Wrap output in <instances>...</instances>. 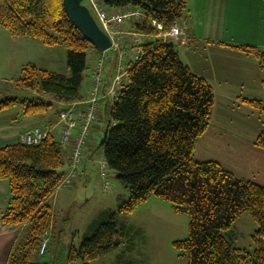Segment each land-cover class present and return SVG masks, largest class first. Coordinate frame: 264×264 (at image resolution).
Here are the masks:
<instances>
[{
	"label": "trees",
	"instance_id": "trees-1",
	"mask_svg": "<svg viewBox=\"0 0 264 264\" xmlns=\"http://www.w3.org/2000/svg\"><path fill=\"white\" fill-rule=\"evenodd\" d=\"M98 1L110 11L142 13L132 23L134 32L145 35L142 55L128 68V80L113 99L102 140L108 168L118 173L131 196L117 211L106 212L80 247H70L71 261L90 264L122 245L128 229L118 225V216L132 214L157 196L190 217L189 237L175 242L187 253L188 264H264V186L238 177L216 161L195 158L197 141L211 123L214 89L192 72L177 44L154 37L153 21L170 30L183 21L188 0ZM0 27L14 38L33 37L47 46L64 47L69 67L68 73H59L25 65L17 84L37 94L21 101L6 99L0 102V112L19 107L23 115H39L53 105L51 99L84 100L89 50L96 49L71 23L63 0H0ZM238 48L258 59L264 70V51ZM244 101L264 113V98ZM99 120L100 116L95 126ZM255 144L264 149V129ZM64 151L51 133L38 144L17 141L0 147V180H8L11 190L2 223L27 224L9 264H33L32 254L41 250L48 236L52 208L47 201L66 175ZM246 212L259 226L253 254L234 248L224 234Z\"/></svg>",
	"mask_w": 264,
	"mask_h": 264
},
{
	"label": "rangeland",
	"instance_id": "rangeland-1",
	"mask_svg": "<svg viewBox=\"0 0 264 264\" xmlns=\"http://www.w3.org/2000/svg\"><path fill=\"white\" fill-rule=\"evenodd\" d=\"M221 1L220 3L216 0H189V5L198 6V25L203 22L199 27L202 34L205 36L207 34L220 35L222 31L226 36L264 42V0ZM83 4L91 8L89 0H84ZM91 12L97 20L92 8ZM223 13L225 19H221L220 15ZM221 25L225 26L223 30H221ZM58 49L52 53V58L47 56V48L37 49V64L44 68L52 64L51 69L64 73L62 68L67 60V50L62 46ZM105 53L107 55L116 54L112 49L104 53L90 49L89 63L92 58L101 57ZM2 71H4L3 68L0 69V72ZM19 76L20 72L14 75L8 73L0 75V102L12 98H18L21 101L35 97V91L26 90L17 84ZM87 81L86 78L85 87ZM108 90L109 86L105 93ZM105 93L102 91L101 96L106 97ZM106 102L112 105L113 98L107 97L102 104ZM99 106L101 110V102ZM63 108L60 102L53 101L48 111L38 116L46 114V116L55 117ZM17 109L19 110V107L2 112L0 122H7L14 118L17 115L14 111H18ZM101 115L104 118V126L108 127L110 114L103 111ZM28 118L30 119V116ZM34 118L33 115L32 119ZM104 136V128L100 130L98 128L92 132L90 140L93 139L95 143L92 145L90 142L87 147L91 146L93 149L94 161L88 164L86 169L78 170V175L82 172L81 176L77 175V178L72 179L69 185H59L52 194L49 200L52 206V226L48 231V236L46 235L47 250L45 254L35 251L31 256V263L85 264L81 259L71 261L70 247L72 245L80 247L86 238L94 234L96 224L102 221V216L106 212L117 211L123 201L130 199V190L118 178V173L111 168L107 169L110 187L107 191L103 189L101 170ZM214 151L219 152L217 155H221L220 150ZM118 225H125L128 229L125 242L112 252L90 261V264H188L187 253L178 250L175 242L189 237L190 217L185 213L176 212L168 201L151 196L132 214H120ZM258 229L259 226L255 219L249 212H246L239 216L234 225L224 234L234 248L241 249L244 254L248 252L253 254L258 248L256 241Z\"/></svg>",
	"mask_w": 264,
	"mask_h": 264
},
{
	"label": "crops",
	"instance_id": "crops-1",
	"mask_svg": "<svg viewBox=\"0 0 264 264\" xmlns=\"http://www.w3.org/2000/svg\"><path fill=\"white\" fill-rule=\"evenodd\" d=\"M216 1L220 2L221 0ZM190 6L188 0L184 20L179 23V26L184 30L187 43L185 45L174 43L177 44L183 61L188 64L192 72L206 79L215 93L212 121L205 134L198 139L194 156L198 161H216L238 177L252 180L264 186V149L255 144L256 139L264 129V113L244 101V99L264 98V70L261 68L258 59L238 48L251 46L264 51V42L226 36L222 31L220 35L207 34L205 36L199 30L203 22L198 25V6H191V8ZM120 12L123 11L120 10ZM224 15V13L220 15L221 19H225ZM208 16L210 17V15ZM134 20L135 18L128 20L123 26L126 34L121 48L112 49L116 54H102L107 58L103 93L119 74L120 67L123 65L129 68L133 63L135 48L132 44V33L135 30L132 23ZM224 27L221 25V30ZM0 30H4L0 31V69H4L0 75L3 73L9 75H14L16 72L21 73L22 68L29 63L40 67L36 60L37 49L47 48V56L52 58V53L59 48V46H47L33 37L14 38L6 28ZM122 50L125 52L124 55ZM99 57L92 58L91 63H89L90 67ZM10 61L11 63H9ZM50 65L46 68L40 67V69L60 73L58 70L51 69ZM62 69H64L62 70L64 73L69 72L67 60ZM87 80L86 87L83 86V101L65 103L51 100L60 102L64 107L63 110L82 105L88 98L91 87L90 71ZM106 99L107 97H103L100 101V120L94 130L106 129L101 114L106 111L109 115V109L112 107L107 102L102 104V101ZM14 112L17 114L14 118L7 122H0V147L20 141L19 138L23 133L37 126L49 127L50 133L55 135L57 140L59 139L61 126L58 119L60 112L55 117L46 116V114L44 116L34 115V119H32L33 115H23L21 109ZM2 115L0 112V120ZM90 142L92 145L95 143L93 139L89 140L88 144ZM214 150H220L221 155H217L219 152ZM63 156L65 160L64 171L67 173L72 161L71 146L64 151ZM94 159L95 153L90 146L80 169H86L87 165L91 164ZM81 173L77 175L81 176ZM10 193V182L0 180V264H9L11 254L24 240L27 230V224L4 226L2 223L3 214L9 204ZM50 198L47 201L49 205Z\"/></svg>",
	"mask_w": 264,
	"mask_h": 264
},
{
	"label": "built area",
	"instance_id": "built-area-1",
	"mask_svg": "<svg viewBox=\"0 0 264 264\" xmlns=\"http://www.w3.org/2000/svg\"><path fill=\"white\" fill-rule=\"evenodd\" d=\"M89 3L97 16V21L100 27L111 38L113 43L112 49H120L124 35L126 34L123 26L128 20L142 17V13L139 10H127L125 12H120L118 10L110 11L98 0H89ZM153 25L157 28V34L154 37L163 39L164 41L177 42L181 45L187 43L184 30L179 24L173 25L168 31H165L164 25L157 23V21H153ZM132 36V44L135 48L133 63H136L142 55V44L145 35L134 32L132 33ZM122 52L124 55L125 52L123 50ZM106 62L107 58L102 55L91 65V87L86 101L78 107L63 110L59 114L58 120L59 125L61 126L58 139L59 144L65 150L71 146L72 150L71 167L60 183V186L69 185L71 183L72 179L77 176L78 170L83 166L86 158L88 142L91 138L95 123L99 119V102L103 98L101 93L105 88ZM127 80L128 68L122 65L119 69V74L114 78L113 82L108 85L109 90L104 96L116 99L120 92V86H122ZM49 134V127L37 126L23 133L19 140L21 143L25 144H38ZM107 169L108 164L105 158H103L101 178L103 180L104 191H107L110 187V181L107 179ZM47 246L48 238L45 237L41 245V254H45Z\"/></svg>",
	"mask_w": 264,
	"mask_h": 264
},
{
	"label": "water",
	"instance_id": "water-1",
	"mask_svg": "<svg viewBox=\"0 0 264 264\" xmlns=\"http://www.w3.org/2000/svg\"><path fill=\"white\" fill-rule=\"evenodd\" d=\"M84 0H63L65 12L71 23L82 33L99 52L112 49V40L100 27L88 6L83 4Z\"/></svg>",
	"mask_w": 264,
	"mask_h": 264
}]
</instances>
